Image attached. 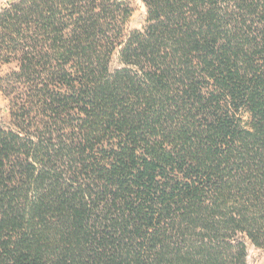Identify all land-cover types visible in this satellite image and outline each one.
Returning a JSON list of instances; mask_svg holds the SVG:
<instances>
[{
    "label": "trees",
    "instance_id": "16d2710c",
    "mask_svg": "<svg viewBox=\"0 0 264 264\" xmlns=\"http://www.w3.org/2000/svg\"><path fill=\"white\" fill-rule=\"evenodd\" d=\"M141 1L134 30L127 0L0 8V264L264 247V0Z\"/></svg>",
    "mask_w": 264,
    "mask_h": 264
},
{
    "label": "rangeland",
    "instance_id": "374dc122",
    "mask_svg": "<svg viewBox=\"0 0 264 264\" xmlns=\"http://www.w3.org/2000/svg\"><path fill=\"white\" fill-rule=\"evenodd\" d=\"M15 0H2L0 2V8L9 2ZM132 7V13L129 18L127 29H142L146 22L147 10L144 3L141 0H127ZM15 64H0V77L9 72L12 68H15ZM111 69L119 67L117 56L112 59ZM0 125L8 128H12V121L10 117L9 102L7 98L0 91ZM247 244V261L248 264H264V247H258L246 241Z\"/></svg>",
    "mask_w": 264,
    "mask_h": 264
},
{
    "label": "clouds",
    "instance_id": "9594fccd",
    "mask_svg": "<svg viewBox=\"0 0 264 264\" xmlns=\"http://www.w3.org/2000/svg\"><path fill=\"white\" fill-rule=\"evenodd\" d=\"M0 2H2V0H0Z\"/></svg>",
    "mask_w": 264,
    "mask_h": 264
}]
</instances>
